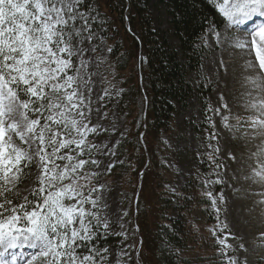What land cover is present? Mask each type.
I'll use <instances>...</instances> for the list:
<instances>
[{
	"label": "rangeland",
	"instance_id": "obj_1",
	"mask_svg": "<svg viewBox=\"0 0 264 264\" xmlns=\"http://www.w3.org/2000/svg\"><path fill=\"white\" fill-rule=\"evenodd\" d=\"M235 2L236 0H231L228 8H231L232 3ZM154 14H158L157 27L164 38H167V45L177 49L178 39L169 29L164 10L159 8ZM221 14L226 23L219 29L209 28L201 39V44L204 46L201 76L206 85L211 87L208 101L212 110L210 120L213 128L212 135L201 134L199 139L193 131V123L199 122L198 114L201 109L198 96L194 94L187 101L184 110L178 108L172 131L169 134H163L158 142L154 143V148L157 149L154 162L158 163V168L154 170L157 176L155 177L156 181H160L162 185L158 186L155 180L149 179V174L145 180L143 175L148 173V169L143 168L137 176L138 198L134 190L130 188V178L126 172H113L111 177L105 178L101 184L95 186L100 191L93 192L92 198L99 197L100 207L92 208L90 204H85L83 207L95 213V220H93L95 226L108 228V224H113L112 233L121 235V242L106 252L95 264H152L155 262L154 253L148 248L143 250V229L147 234L154 226L160 228V221L153 215H158L162 208V196L184 194L197 204V207L193 208L194 213L188 216L194 223L192 233L195 234V239L189 238L192 243H189L191 247L189 256L185 255V259L189 260L186 264H212L211 261L215 255L213 249L219 246L225 248L229 256L227 258L226 254H220L223 256V264H233V261L235 264H264V181L255 175L257 172H264V129H260L259 126L254 127L252 124L254 119H264L261 115L264 109L260 107L264 103V85L260 81L261 76L264 80V71L259 68L255 48L250 53L247 48L240 49L236 46L245 41L251 43L253 39L259 41L253 29L264 24V17L257 19L256 16H251L252 19L249 17L244 23L234 25L223 13ZM107 17L108 14L103 18L107 19ZM76 29L81 30V28ZM107 30L110 31V28ZM93 36L94 34L89 31L88 36H80L73 45L79 50L77 55H83L74 74L76 84L73 87L87 83L79 89L84 94V104L80 105L79 110L85 112V116L73 114L69 119L80 121L78 125L80 128H83V124H87L89 129H95L94 132L84 130L87 137L97 135L92 143L85 142V145L88 144L92 148L91 161L98 162V166L92 164L93 171L94 174L100 175L122 167L121 158L117 156V144L129 131L139 128L143 122L147 123L144 106L146 98L142 96L145 85L142 76L139 75L140 94L134 95L135 104L130 101L127 105H123L126 110L121 112L119 105H121L123 91L122 79L114 66L110 65L106 39L99 36V40H92ZM130 44L127 40L126 46ZM93 50L97 54H92ZM250 60L255 65L254 68L248 67ZM136 61L137 65L135 66L133 62L129 63L124 73L129 80H134L133 83L137 80L138 85L137 72L141 62ZM257 77H259L258 80H256ZM187 79L193 83L196 82L197 77L194 73H190ZM252 80H256V83H252ZM132 90H134L133 85ZM225 117H227L226 120ZM5 119L11 124L20 118L14 115ZM145 132V129L141 130L140 137L145 135ZM72 138L80 140L82 137L73 131ZM148 138L145 136L143 142L140 139L142 145ZM12 140L13 144L27 149V145H22L15 136ZM200 152L205 166L216 154L221 160L220 166L212 163V167L206 174L203 171L200 172L198 163ZM28 154L34 158L32 167L24 173L20 182L10 181L6 186L7 189L16 187L15 196L17 197V201H13L14 203L8 207L21 205V199L30 194L38 183L37 177L41 175L40 168L37 166L39 158L31 150ZM11 175L12 173H9V176ZM78 175L84 176L79 183L86 185V188L81 190L87 195L88 190L92 188L90 187L92 177L87 169L78 170L75 174L77 179ZM190 175H192L191 178H196V186L184 191L182 186L188 182L186 177ZM202 190L208 192V200L211 202L215 200V204L208 212L210 217L217 216L215 222L209 223L206 220V208L199 205L200 199L207 200ZM157 194L160 195L158 198H156ZM65 203L74 204L76 201H65ZM177 217L179 215L172 208L163 211L159 216L163 225L169 219L174 220ZM147 236V241L151 240L152 245L153 237L149 236V233ZM193 239L197 240V243ZM218 241L224 243L221 244ZM19 252L13 251L11 254L8 252L5 256L9 255V258L4 260H7V264H13L19 259L24 261L22 264H25L38 254V251L27 254L22 251L25 257L16 255L14 262L11 255ZM76 255L82 257L78 252ZM0 264H3L2 261ZM34 264H46V261L36 259ZM61 264L64 262L61 261Z\"/></svg>",
	"mask_w": 264,
	"mask_h": 264
},
{
	"label": "snow or ice",
	"instance_id": "obj_2",
	"mask_svg": "<svg viewBox=\"0 0 264 264\" xmlns=\"http://www.w3.org/2000/svg\"><path fill=\"white\" fill-rule=\"evenodd\" d=\"M230 2L220 0L219 11L234 25L244 23L251 16L264 17V0H236L228 8ZM83 3L84 0H0V261L3 264H7L3 258L10 249H37L38 254L25 264H34L36 259H43L46 264H53V261L55 264L61 261L92 264L100 254L97 250L92 255H76L80 248L92 252L87 242L94 239L89 225L95 226V213L83 205L100 207L99 197L92 198V193L100 189L93 187L86 195L81 190L86 185L80 184L75 176L89 163L77 160V156L85 154L87 136L84 130L94 132L95 129H89L87 124L80 128V121L69 119L73 114L85 116V112L79 110L84 104V94L79 89L87 82L73 87L76 77L68 75L73 67L71 58L79 51L73 46L74 40L81 36L75 24L83 21L82 31L88 30L87 16L77 7ZM253 33L259 41L253 39L251 43L245 41L236 46L247 48L250 53L255 48L259 68L264 71V24L253 29ZM248 67H255L251 60ZM256 80L251 82L255 84ZM260 107L264 109V103ZM29 114L35 119H29ZM14 115L20 119L7 123L5 118ZM261 115L264 116V112ZM252 124L264 129V119H254ZM73 131L82 138H71ZM13 136L27 145V149L13 144ZM65 149L68 153L76 149L82 151L76 156L62 155ZM29 150L39 158L37 166L41 175L37 181L41 187L32 195L40 202L34 204L25 197L24 204L8 207L11 200L3 189L10 181L20 182L24 168L34 163ZM57 161L66 163L61 165ZM91 163L98 166L97 161ZM255 175L264 181V172ZM65 201L76 203L66 204ZM212 203L215 204V200Z\"/></svg>",
	"mask_w": 264,
	"mask_h": 264
},
{
	"label": "trees",
	"instance_id": "obj_3",
	"mask_svg": "<svg viewBox=\"0 0 264 264\" xmlns=\"http://www.w3.org/2000/svg\"><path fill=\"white\" fill-rule=\"evenodd\" d=\"M219 6L220 0H84L82 5L77 6L78 11L86 14L88 21L87 31H82L83 21H78L75 24L76 28H81V36H88L90 31L94 34L92 40L98 39L99 36L106 39V45L109 47L108 60L122 79L123 91L121 105H119L121 112L126 110L123 105H127L130 101L135 104L134 95L136 93L140 94L139 75L142 76L145 85L142 96L144 95L146 98L144 106L147 123L143 122L139 128L129 131L117 144V156L121 158L122 167L116 168L118 169L116 171L92 175L94 173V166L91 163L92 148L87 144L83 149L85 154L77 156V160L89 161L88 164L84 165L83 171L87 169L92 177L90 187L93 188L97 184H101L105 178L111 177L113 172H126L130 178V188L139 196L136 182L138 172L143 168L148 169V173L146 172L143 175L145 180L147 174H149V179L156 181L157 176L154 170L158 168V163L154 162L157 150L154 148V143L158 142L163 134H169L172 131L178 108L184 110L187 101L194 94L198 96L201 105L202 121L197 124L193 123V131L198 133V135H195L199 139L201 134L212 135L213 129L209 124L210 106L207 102V95L211 91V87L206 85L204 78L201 76L204 47L200 41L209 27L213 26L218 29L222 26L224 18L219 12ZM159 8L164 10L168 18L169 29L178 39L177 49L167 45V38H164L157 27L158 14L154 13ZM106 14H108L107 19L103 18ZM107 28H110L111 32ZM127 40L131 43L128 47L126 46ZM76 41L78 39L74 40V44ZM91 53L97 54L95 50ZM82 56L80 54L71 58L73 67L68 70V75L73 74L74 76ZM136 60L141 62L137 72L138 85L137 80L133 83L134 80H129V77L125 76L124 73L129 67V63L133 62L135 66L137 65ZM190 73H194L198 78L196 83L192 84L191 81H188L187 76ZM132 85L134 90H132ZM22 99L23 97H21ZM29 118L35 119L31 114H29ZM41 122L43 123V120ZM143 129L146 130L145 135L140 137ZM65 135L68 138L67 134ZM145 136L149 138L142 145ZM96 138L97 135H90L85 142L90 144ZM88 149H91L90 153ZM80 151L82 149H76L75 152L68 153L66 150L61 154L67 153L76 156V153ZM214 160L218 161L215 158ZM57 163L63 165L64 161H57ZM198 163L200 172H206L207 166H205L201 152L198 155ZM21 167H23V164H21ZM31 167L32 165L24 168V173ZM191 176L186 177L188 182L182 186V190H190L196 186V178H191ZM80 177L81 175H78V180H82ZM156 182L158 186L162 185L160 181ZM40 186L37 183L33 191L39 189ZM3 191L7 198L10 197L11 203L17 201L15 196L16 187L9 192L5 186ZM32 192L26 197L34 204L39 203L40 200L34 197ZM202 193L205 196V190H202ZM159 196L157 194L156 198ZM161 198L162 208L158 215H153L160 221V228L154 226L152 231L147 232L149 236L153 237L152 245L151 240L147 241L148 236L145 229H143V250L148 248L154 253L155 256L152 255V257H155V262H152V259L149 258L152 264H186L189 260L185 259V255L189 256L191 251L189 243H192L189 238L195 239V234L192 233L194 223L188 216L194 213L193 208L197 207V204L185 194L171 197L162 196ZM21 200V204L26 202L25 199ZM199 205L206 208V220L209 223L215 222L217 216L210 217L208 214L213 207L210 200L200 199ZM171 208L175 210L179 217L174 220L169 219L163 225L159 216L163 211ZM89 226L92 227L94 234V239L87 242L92 248V252L84 248L78 249L77 252L84 256L92 255L98 250L100 254L92 262V264H95L106 252L121 242V235L112 233L113 224H108V228L100 225ZM222 230L227 231L224 228ZM194 242L197 243V240H194ZM105 249L107 251H104ZM213 250L215 255H213L211 261L212 264H223V256L220 254H226V257L229 258L225 248L219 246Z\"/></svg>",
	"mask_w": 264,
	"mask_h": 264
},
{
	"label": "bare ground",
	"instance_id": "obj_4",
	"mask_svg": "<svg viewBox=\"0 0 264 264\" xmlns=\"http://www.w3.org/2000/svg\"><path fill=\"white\" fill-rule=\"evenodd\" d=\"M231 23V22H230ZM260 81L263 83V85H264V80H263V76H261L260 77ZM260 87H262V86H260ZM262 91V90H261ZM264 99V98H263ZM240 217V216H239ZM241 219V218H240ZM242 221H244V220H242ZM250 222V221H249ZM248 225V224H247ZM247 228H250V227H247ZM257 236H259V235H257ZM257 239H259V238H257ZM15 252H18L19 251V249H16V250H14ZM22 251L25 253V254H27V253H29V252H37L38 250L37 249H28V248H22ZM16 255H18V253H14L13 255H11V257H14V256H16ZM27 256V255H26ZM7 258H9V255L8 256H5L3 259H7ZM23 261V260H22ZM22 261H20L19 259L18 260H16V262L15 263H13V264H22ZM24 262V261H23ZM3 263V262H2ZM12 263V262H11Z\"/></svg>",
	"mask_w": 264,
	"mask_h": 264
}]
</instances>
